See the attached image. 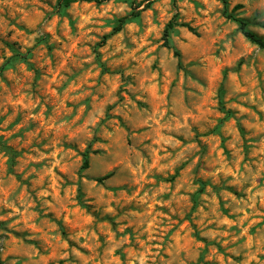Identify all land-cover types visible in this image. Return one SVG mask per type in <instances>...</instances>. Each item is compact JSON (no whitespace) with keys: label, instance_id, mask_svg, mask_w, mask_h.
Wrapping results in <instances>:
<instances>
[{"label":"rangeland","instance_id":"obj_1","mask_svg":"<svg viewBox=\"0 0 264 264\" xmlns=\"http://www.w3.org/2000/svg\"><path fill=\"white\" fill-rule=\"evenodd\" d=\"M134 1L0 0V264H264V0Z\"/></svg>","mask_w":264,"mask_h":264},{"label":"trees","instance_id":"obj_2","mask_svg":"<svg viewBox=\"0 0 264 264\" xmlns=\"http://www.w3.org/2000/svg\"><path fill=\"white\" fill-rule=\"evenodd\" d=\"M74 1H78V0H59V5L61 8H64V7H67L69 4H71L72 2ZM85 1H94L96 3H101L105 0H85ZM126 2H128L129 6L131 7L132 11L130 13L129 16H123L121 18H119L116 22V24L114 25L113 27V32H117L119 31L123 24L127 21V19H129V17H136L139 15L140 13V10L138 9L139 7V4L135 3L134 0H124ZM150 3V2H148ZM227 17L228 18H233L237 24H238V30L242 33V35L248 39L250 42L256 44L257 46H259L260 48H264V38L257 35L253 30H251L249 27H248V21L243 19V18H238V17H235V16H232V14H227ZM177 25H181V26H185L187 27V29L192 32L193 34L195 35H198V31L195 27H192L190 26L189 24L187 23H182V22H178L177 20L175 19H171L169 21V23L166 25L165 27V30H164V36H163V39H164V45L167 46V47H171L170 46V32L171 30L177 26ZM262 27H264V22L261 24ZM173 53L176 57H180V52L178 49H173ZM88 165V157H87V154L84 155V162H83V167H87Z\"/></svg>","mask_w":264,"mask_h":264}]
</instances>
